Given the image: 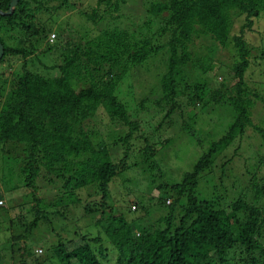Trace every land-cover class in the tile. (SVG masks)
I'll return each instance as SVG.
<instances>
[{"label":"rangeland","instance_id":"1","mask_svg":"<svg viewBox=\"0 0 264 264\" xmlns=\"http://www.w3.org/2000/svg\"><path fill=\"white\" fill-rule=\"evenodd\" d=\"M156 1H45L33 21L38 36L23 33L25 41L22 47L31 52L24 59L7 56L0 63L2 105L9 82L20 75L23 63L33 74L53 77L73 47L83 49L87 46L94 50L104 35H119L127 46V52L121 54L123 69L112 70L108 77L105 76L108 64H102L97 70L88 64L85 70L97 87L111 80L113 94L123 106L128 122L135 126V130H130L121 122L110 121L101 108L93 118L82 122L94 149L104 147L109 160L114 164L123 160L124 167L109 182L105 209H99L100 195L96 187L88 185L75 191L78 202L59 209L61 217L53 219L50 227L39 223L36 235L23 236L22 228L9 223L16 222L17 216L26 224L33 220L32 189L24 186L20 173L26 156L24 144L14 141L0 149V206L7 201L11 205L8 212L0 211V264H33V258L40 254L38 244L46 242L44 239L32 241L34 237L42 236L50 244L58 235L60 239L74 238L76 241L78 238L72 236L75 224H81L82 230H79L82 234L101 237L100 245L113 256L114 251L109 250L111 241L100 227L94 225L95 220L105 221L104 226H107L110 217L121 216L125 225L131 226L138 236L145 230L163 229L161 219L169 213L173 224L182 215V206L187 205L186 193L178 198L170 211L168 205L174 202L177 194L168 187L180 183L182 176L191 171L210 143L225 136L234 123L237 113L229 106L227 97L234 96L231 66L237 59V53L230 44V37L227 45L221 46L209 37L192 35L185 47L177 49L187 52L189 59L180 66L182 75L178 82L176 80L175 96L163 93L161 85L167 71L164 45L172 27L148 13L150 4ZM43 6L47 7L45 11ZM92 9L97 13L95 21L89 18ZM231 23L229 36L238 33L242 21L235 18ZM243 40L249 53L243 83L246 97L250 100V125H245L241 131L235 128L231 132L227 145L213 155L211 166L199 174L192 195L216 210L241 199L263 213L264 11L253 21L250 29L243 30ZM141 48L147 51L145 59L140 64L130 63L132 53ZM80 87V83H73L74 90ZM216 92L224 93V96L218 98ZM127 134H130L129 138ZM41 175L34 179L33 193L48 203L63 191L59 184H48ZM85 205L94 212L86 213L83 210ZM261 237L264 239V228ZM30 241L33 256L22 251V245H29Z\"/></svg>","mask_w":264,"mask_h":264},{"label":"trees","instance_id":"2","mask_svg":"<svg viewBox=\"0 0 264 264\" xmlns=\"http://www.w3.org/2000/svg\"><path fill=\"white\" fill-rule=\"evenodd\" d=\"M10 1L0 0L2 13L8 10ZM45 1L66 0H17L10 14H0V45L3 49L0 63L7 56L24 59L31 52L22 47L25 41L23 33L38 36L33 21ZM46 8L43 6L44 11ZM263 11L264 0H158L150 4L148 13L172 27L164 45L167 71L161 85L162 92H168L172 97L175 96L176 80L181 79L180 66H184L189 59L188 53L181 49V55L177 58V49L185 47L192 35L209 37L221 46L227 45L230 37L237 59L231 66L234 96H228L227 102L237 113L236 119L225 136L210 143L191 171L182 176L180 183L168 187L177 194L174 202L168 205L170 211L176 206L178 198L185 193L187 197V205L182 206V215L175 224L169 213L161 219L163 229L153 228L135 236L131 226L125 225L121 216L110 217L107 226H104L105 221L95 220L94 225L100 227L105 237L110 239L112 248L109 250L114 251L113 256L100 245L101 237H88L82 234L81 224H75L72 236L78 238L76 241L74 238L60 239L58 235L50 244L42 236L34 237L32 241L44 239L46 242L44 245L38 244L41 250L33 258V264H43L45 261L48 264H264V239L261 237L264 210L261 213L241 199L216 210L192 195L199 174L211 166L213 155L227 145L231 132L235 128L241 131L245 125H250V100L246 97L243 83L249 53L243 40V30L250 29ZM89 18L92 21L97 19L96 10L92 9ZM235 18H240L242 24L238 33L229 36L231 22ZM126 52L127 46L121 42L119 35L106 34L94 50L87 46L83 49L73 47L62 65L57 67L56 76H38L26 70L23 63L20 75L9 82L0 105V149L14 141L24 144L26 156L20 173L24 186L32 189L33 220L26 224L17 216L16 222H9L22 228L23 236L36 235L39 223L50 227L53 219L61 217L59 209L78 202L75 191L91 184L100 195L99 209H105L109 182L124 167L123 160L120 164H114L104 147L94 149L81 124L93 118L101 108L110 121L121 122L130 130H135V126L128 122L123 106L113 94L114 84L111 80L97 87L85 68L91 64L97 70L102 64H108L105 72L108 77L112 70L123 69L125 65L121 62V54ZM146 54L144 48L134 51L130 63L140 64ZM75 82L81 84L78 90L73 88ZM221 96L224 93H217L218 98ZM215 100L219 101L217 98ZM126 137L129 138L130 134ZM40 173L48 184L56 182L63 191L48 203L33 193L34 179L40 177ZM10 209L9 201L0 206L3 212ZM83 210L88 214L94 212L88 205ZM64 232H67L66 229ZM151 233H154L153 237ZM32 241L29 245H22V251L27 256H33Z\"/></svg>","mask_w":264,"mask_h":264},{"label":"water","instance_id":"3","mask_svg":"<svg viewBox=\"0 0 264 264\" xmlns=\"http://www.w3.org/2000/svg\"><path fill=\"white\" fill-rule=\"evenodd\" d=\"M16 2H17V0H11V1L9 2V8H8V10H7L6 12H4V13H2V12L0 11V14H1V15H7V14H10L11 11H12V8H13L14 5L16 4ZM2 52H3V49H2V46L0 45V57H1V55H2Z\"/></svg>","mask_w":264,"mask_h":264}]
</instances>
